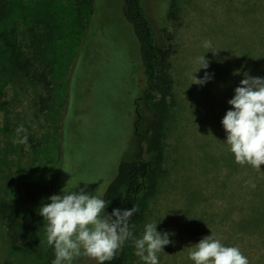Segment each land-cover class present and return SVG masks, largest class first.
I'll list each match as a JSON object with an SVG mask.
<instances>
[{
  "label": "rangeland",
  "instance_id": "374dc122",
  "mask_svg": "<svg viewBox=\"0 0 264 264\" xmlns=\"http://www.w3.org/2000/svg\"><path fill=\"white\" fill-rule=\"evenodd\" d=\"M23 1L28 14L54 11L68 25L53 49L49 107L40 103L43 87L22 79L7 87L8 105L0 109V203H19L36 232L13 247L0 217V264H52L54 248L46 242L40 206L50 203L52 195H63L66 186L78 191L85 182L86 192L97 190L104 199L124 160L146 158L165 173L154 195L141 201L134 236L141 238L147 223L170 234L173 243L158 253L159 264H195L189 258L191 246L211 232L225 246L238 247L251 264H262L263 237L250 234L262 251L247 255L248 233L243 236L239 228L240 205L253 177L247 179L242 166L232 169L222 125L243 74L262 78L260 0H144L174 79L176 104L166 122L161 164L155 136L147 134L149 108H142L137 122L144 61L135 28L124 14L125 0H96L86 31L73 26L76 13L69 0ZM205 40L218 53L207 52ZM203 55L207 69H200ZM206 72V83L192 84L193 74L204 79ZM21 124L27 144L13 142ZM124 245L127 264H144L131 239ZM73 264L97 261L81 256Z\"/></svg>",
  "mask_w": 264,
  "mask_h": 264
},
{
  "label": "trees",
  "instance_id": "16d2710c",
  "mask_svg": "<svg viewBox=\"0 0 264 264\" xmlns=\"http://www.w3.org/2000/svg\"><path fill=\"white\" fill-rule=\"evenodd\" d=\"M75 10L73 26L83 31L91 27L95 12L96 0H69ZM261 21V75L264 78V0H260ZM27 4L23 0H0V109L8 105L5 100L7 87L15 81L26 79L43 87L45 96L40 99L43 108L49 107L52 100V73L55 65L53 49L56 41L63 36L64 25L57 19L54 11H44L34 15L27 13ZM124 14L134 26L141 43L144 61V89L137 99L136 108L139 120L142 108L147 109L151 119L147 134L155 136L153 146L159 150V162H163V144L165 126L175 108L174 79L172 63L167 50L160 40L154 22L146 9L144 0H125ZM137 132L140 135L139 124ZM145 142L144 138L142 142ZM144 144V143H143ZM145 148V146L143 147ZM146 151V149H145ZM232 169L235 167V157L232 153ZM247 170V179L252 178L247 186V194L241 210L243 211L240 229L248 235L247 255L249 252L262 251L250 234H260L264 248V165L256 170L251 165L242 166ZM164 170L153 169L150 159H126L119 168L116 179L107 189L104 199L109 203L106 209L110 214L114 209H131L138 211L131 217L130 225L133 234L138 232L140 224V205L143 197L154 195L158 182ZM238 205V204H237ZM0 217L8 229V236L13 247L32 239L36 232L35 226L29 225L24 208L16 201L3 200L0 203ZM238 227V224H237ZM243 237V239H244ZM249 262L252 260L248 256ZM105 264H127V254L123 245L114 258ZM251 264V263H250ZM262 264L264 261L262 260Z\"/></svg>",
  "mask_w": 264,
  "mask_h": 264
},
{
  "label": "clouds",
  "instance_id": "9594fccd",
  "mask_svg": "<svg viewBox=\"0 0 264 264\" xmlns=\"http://www.w3.org/2000/svg\"><path fill=\"white\" fill-rule=\"evenodd\" d=\"M203 47L208 49L207 52L218 53L210 40H205ZM198 62L200 69L209 67L205 55L198 57ZM243 75L245 78L228 101L232 109L226 112L222 125L235 162L259 170L264 165V78L253 77L247 72ZM208 79L207 72L204 79L193 74L192 84L203 85ZM15 131L13 142L27 144L25 126L21 124ZM88 184L85 182V187L78 191L69 190L66 186L62 189L63 195H52L49 197L51 202L38 209V214L44 218L46 242L54 248L52 264H73L81 256L90 257L97 264H105L129 239L144 264H159L158 253L173 243L169 239L170 234L158 232L155 223H147L142 237L136 238L130 219L138 211L137 207L117 208L106 214L109 203L97 190L95 194L86 192ZM189 258L195 264H250L238 247L225 246L213 232L191 246Z\"/></svg>",
  "mask_w": 264,
  "mask_h": 264
}]
</instances>
